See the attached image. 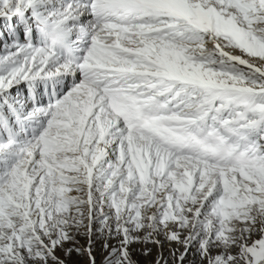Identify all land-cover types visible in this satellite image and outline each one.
I'll return each instance as SVG.
<instances>
[{
  "label": "snow or ice",
  "instance_id": "1",
  "mask_svg": "<svg viewBox=\"0 0 264 264\" xmlns=\"http://www.w3.org/2000/svg\"><path fill=\"white\" fill-rule=\"evenodd\" d=\"M140 244L264 264V0H0V264Z\"/></svg>",
  "mask_w": 264,
  "mask_h": 264
},
{
  "label": "rangeland",
  "instance_id": "2",
  "mask_svg": "<svg viewBox=\"0 0 264 264\" xmlns=\"http://www.w3.org/2000/svg\"><path fill=\"white\" fill-rule=\"evenodd\" d=\"M145 250H150L151 255L149 256H144L142 253ZM95 251V249H94ZM156 249L152 248L151 246H148V249H145V246L143 244L137 245L134 248V256L133 259L137 261V264H151L153 257L155 256ZM97 255V264H101L102 262V253L100 251L96 252Z\"/></svg>",
  "mask_w": 264,
  "mask_h": 264
}]
</instances>
